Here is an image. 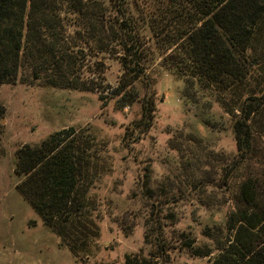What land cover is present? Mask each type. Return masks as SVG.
<instances>
[{
    "label": "rangeland",
    "instance_id": "1",
    "mask_svg": "<svg viewBox=\"0 0 264 264\" xmlns=\"http://www.w3.org/2000/svg\"><path fill=\"white\" fill-rule=\"evenodd\" d=\"M126 1L137 19L176 15L185 23L197 12L195 0ZM149 50L155 110L136 140L127 133L139 117L138 103L116 109L92 91L0 83V264H211L218 242L228 238L225 218L234 206L231 115L212 86L179 68L172 46L151 39ZM258 52L263 60L264 46ZM103 62L104 81L113 85L119 67L106 55ZM256 81L250 78L249 88ZM251 125L263 148L264 103ZM69 126L93 138L85 174L90 216L83 222L89 236L97 235L86 255L59 245L19 193L14 173L21 145H37ZM160 235L170 242L164 252L156 246Z\"/></svg>",
    "mask_w": 264,
    "mask_h": 264
},
{
    "label": "trees",
    "instance_id": "2",
    "mask_svg": "<svg viewBox=\"0 0 264 264\" xmlns=\"http://www.w3.org/2000/svg\"><path fill=\"white\" fill-rule=\"evenodd\" d=\"M195 6V19L179 23L176 15L137 19L126 0H0V83L92 91L116 109L138 103L139 117L127 133L136 140L155 110L146 72L151 39L172 46L179 68L212 86L232 119L234 206L225 218L228 238L218 242L211 264H264V147L257 148L251 125L264 103V57L258 52L264 0H195ZM105 55L119 67L113 85L104 81ZM253 76L257 81L249 88ZM3 111L0 103V116ZM92 140L88 132L62 128L37 145H21L14 166L17 189L41 223L59 245L85 255L97 235L89 236L83 222L90 216L85 174ZM156 240L159 252L170 247L161 235Z\"/></svg>",
    "mask_w": 264,
    "mask_h": 264
}]
</instances>
